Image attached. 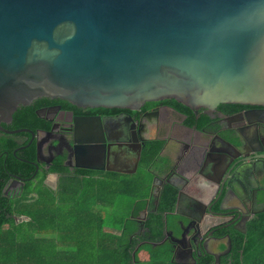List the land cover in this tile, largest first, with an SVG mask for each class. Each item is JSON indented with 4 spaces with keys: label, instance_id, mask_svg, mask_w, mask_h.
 Instances as JSON below:
<instances>
[{
    "label": "flooded vegetation",
    "instance_id": "af4514ba",
    "mask_svg": "<svg viewBox=\"0 0 264 264\" xmlns=\"http://www.w3.org/2000/svg\"><path fill=\"white\" fill-rule=\"evenodd\" d=\"M156 148L147 162L143 152ZM56 167L148 173L150 194L132 215L136 249L169 244L181 264H236L248 235L262 228L264 105L194 110L158 100L129 109L38 97L0 122V199L32 196L42 177L56 188ZM166 186L176 190L170 210L161 203Z\"/></svg>",
    "mask_w": 264,
    "mask_h": 264
},
{
    "label": "water",
    "instance_id": "95a60500",
    "mask_svg": "<svg viewBox=\"0 0 264 264\" xmlns=\"http://www.w3.org/2000/svg\"><path fill=\"white\" fill-rule=\"evenodd\" d=\"M42 96L264 105V0H0V122Z\"/></svg>",
    "mask_w": 264,
    "mask_h": 264
},
{
    "label": "trees",
    "instance_id": "16d2710c",
    "mask_svg": "<svg viewBox=\"0 0 264 264\" xmlns=\"http://www.w3.org/2000/svg\"><path fill=\"white\" fill-rule=\"evenodd\" d=\"M163 101L188 108L175 99ZM158 149L143 152V158L150 161ZM53 170L62 173L56 188L42 177L32 196L28 190L19 198L0 199V264H181L172 260L169 244L144 243L136 249L137 239L130 241L132 215L145 205L151 175ZM175 199L176 190L166 186L162 208L172 209ZM260 223L261 230L248 235L236 264H264V216Z\"/></svg>",
    "mask_w": 264,
    "mask_h": 264
}]
</instances>
